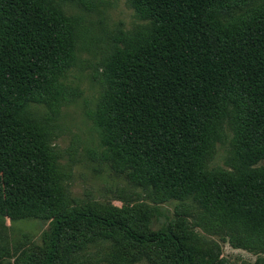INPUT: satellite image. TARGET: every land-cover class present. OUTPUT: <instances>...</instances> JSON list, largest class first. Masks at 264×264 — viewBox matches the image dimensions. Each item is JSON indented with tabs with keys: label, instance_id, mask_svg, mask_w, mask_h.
<instances>
[{
	"label": "trees",
	"instance_id": "obj_1",
	"mask_svg": "<svg viewBox=\"0 0 264 264\" xmlns=\"http://www.w3.org/2000/svg\"><path fill=\"white\" fill-rule=\"evenodd\" d=\"M136 4L141 19L150 22V34L120 55L115 78L106 82L90 119L102 128L110 151L148 184L200 201L216 216L220 210L224 219L237 214L245 188L253 203L249 215L263 217L264 167L252 166L264 159V0ZM0 13L3 207L10 214L51 215L43 264H54L64 228L76 225L107 229L135 248L167 249L169 264H195L180 233L142 234L114 218L55 206L49 156L24 116L34 103L46 104L43 95L67 93L55 80L70 64L71 38L62 18L37 0H0ZM225 112L237 156L248 163L245 186L200 163L219 139ZM220 203L225 204L219 209Z\"/></svg>",
	"mask_w": 264,
	"mask_h": 264
},
{
	"label": "rangeland",
	"instance_id": "obj_2",
	"mask_svg": "<svg viewBox=\"0 0 264 264\" xmlns=\"http://www.w3.org/2000/svg\"><path fill=\"white\" fill-rule=\"evenodd\" d=\"M37 2L62 18L72 49L69 66L55 80L67 93L56 89L43 95L46 104L34 103L24 116L49 156L55 206L67 213L114 218L142 234L180 233L195 264H264V216L249 215L253 203L248 190H241L245 201L237 214L224 219L216 210V216L200 201H186L143 181L126 159L110 151L102 128L90 119L106 82L115 78L120 55L137 49L150 34V22L138 15L136 0ZM226 114L219 119V139L200 163L241 181L248 163L237 156L233 123ZM260 166L264 159L252 167ZM1 179L0 174V264H43L51 215L7 213ZM170 256L167 249L130 246L107 229L76 225L64 228L54 264H169Z\"/></svg>",
	"mask_w": 264,
	"mask_h": 264
}]
</instances>
